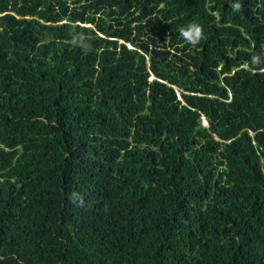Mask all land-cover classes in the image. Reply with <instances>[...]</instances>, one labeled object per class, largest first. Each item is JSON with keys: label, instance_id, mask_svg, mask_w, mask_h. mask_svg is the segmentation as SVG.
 Listing matches in <instances>:
<instances>
[{"label": "trees", "instance_id": "trees-1", "mask_svg": "<svg viewBox=\"0 0 264 264\" xmlns=\"http://www.w3.org/2000/svg\"><path fill=\"white\" fill-rule=\"evenodd\" d=\"M0 264H264V0H0Z\"/></svg>", "mask_w": 264, "mask_h": 264}, {"label": "clouds", "instance_id": "clouds-1", "mask_svg": "<svg viewBox=\"0 0 264 264\" xmlns=\"http://www.w3.org/2000/svg\"><path fill=\"white\" fill-rule=\"evenodd\" d=\"M236 10H239V4L233 5ZM179 35L184 39L189 45L196 46L200 40L203 38V29L196 23L190 22L186 26L179 29ZM259 57H253V62H257ZM202 124L207 126V121L202 117Z\"/></svg>", "mask_w": 264, "mask_h": 264}]
</instances>
